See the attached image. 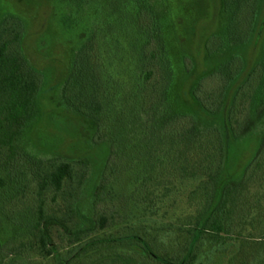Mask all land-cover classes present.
<instances>
[{"label":"rangeland","instance_id":"obj_1","mask_svg":"<svg viewBox=\"0 0 264 264\" xmlns=\"http://www.w3.org/2000/svg\"><path fill=\"white\" fill-rule=\"evenodd\" d=\"M109 2L110 0H0V15L12 12L24 19L25 56L41 71L44 78L38 98V114L27 127L16 155L11 159L14 166L9 165L7 168L4 165L8 161V144L0 146L1 192H5L6 187H11L13 181L10 179L14 173L23 176L25 172L30 178L32 172L39 168L36 160L51 156L87 159L81 189L87 187L85 194L94 190L101 165L107 158V151L91 143L94 127L67 106L61 86L69 73L76 49L93 32L99 33L109 21ZM147 2L159 19L172 64L173 81L167 92L171 112L189 113L195 116L199 125L217 123L223 127L226 158L220 180L221 183L230 180L239 182L262 147L259 157L262 158L264 154V108L260 106V99H264V89L260 87L253 99L243 106L233 104L232 96L236 92L231 90L226 107L213 117L200 113L191 91L200 75L224 66L223 63L237 57L245 71L255 65L264 66V0ZM184 57L191 63L189 72L184 69ZM113 73L118 82L114 101L122 108V116L119 121L120 116L112 113L107 120V137L115 138L114 144L109 145L107 141V149L113 152L110 157L112 162L109 159L108 162L110 167H115L111 172L107 169V173H111V181L100 184L92 197L85 198L81 208L86 216L84 223L79 214L68 211L69 207L56 205L60 201L59 196L54 200L47 194L46 202L51 207L49 209L56 207L58 215L65 219L63 221L68 231L91 227L99 212L106 216L114 213V223L105 230L106 233L118 230L128 220H133L131 215L151 219L162 229L155 238L154 252L159 253L160 257L176 259L184 253L186 236L184 230H178V227L185 226L184 223L192 212L186 195L194 183L191 179L175 174L169 183L164 184L166 186H160L161 194L163 193L161 200L151 207L135 211L134 214L129 212L126 201L128 193H140L135 180L137 171L143 169L142 165L147 163L145 156L150 155L151 146L154 147L156 140L162 135L161 131L153 134L150 129L149 132H143L141 116H134L132 113L130 106L133 103L129 98L139 76L133 59L127 55L122 61L116 62ZM238 73L234 75L235 79L239 76ZM174 153H177V148L169 147L164 161L168 157L172 158ZM24 181L21 185L27 183L25 186L32 190L33 182L26 179ZM25 200L29 204L30 198ZM13 202L5 195L0 198V264H162L152 261L147 255L119 239L92 246L87 244L82 250L81 245H75L69 253L71 256V253L74 255L78 251L73 258L65 261L56 257L55 261H47L35 246L28 247L33 237L26 229L20 228L24 223L21 217L17 218L15 215L13 218ZM21 202L22 199L17 203ZM238 216V212L233 216L234 222ZM56 229L54 242L60 252L65 244L62 238L63 228L60 226ZM99 234L94 232L90 236ZM227 237L218 249H214L212 255L202 258L197 264H264V218L261 222L254 223V227H234Z\"/></svg>","mask_w":264,"mask_h":264},{"label":"trees","instance_id":"obj_2","mask_svg":"<svg viewBox=\"0 0 264 264\" xmlns=\"http://www.w3.org/2000/svg\"><path fill=\"white\" fill-rule=\"evenodd\" d=\"M109 17L99 33L93 32L76 49L69 73L61 86L67 106L94 127L91 143L107 151L94 190L85 194L87 187L81 189L87 159L51 156L36 160L39 168L32 172L30 178L25 172L23 176L14 173L10 179L13 181L11 187H6L5 192L0 190V198L5 195L9 201H14L13 218L15 215L21 217L24 223L20 228L26 229L33 237L28 247L35 246L47 261H55L56 257L65 261L73 258L78 251L71 256L69 253L75 245H81L82 250L87 244L92 246L119 239L158 263L197 264L202 258L212 255L214 249L227 240L234 227H254V223L263 220L264 154L259 157L263 147L239 182L230 180L221 183L226 158L224 129L217 123L199 125L195 116L189 113L171 112L167 92L173 81V69L162 27L151 4L147 0H110ZM25 31V21L20 15L12 12L0 15V146L8 144V161L4 163L7 168L14 166L11 159L15 157L27 127L38 114V98L44 83L41 71L25 56ZM127 55L139 70L129 98L133 103L130 106L132 113L141 116L143 132L150 129L153 134L161 131L162 135L156 140V145L151 146L150 155L145 156L147 163L142 165L143 169L137 171L135 180L140 193H128L129 212L134 214L161 200L163 193L160 186L169 183L175 174L194 183L186 195L192 212L185 226L178 227V230H184L186 236L184 253L176 259L160 257L154 252L155 238L162 229L151 219L131 215L133 220H128L118 230L106 233L105 230L114 223V213L106 216L99 212L91 227L68 231L65 219L58 215L56 207L49 209L51 207L46 202L47 194L54 200L59 196L60 201L56 205L69 207L68 211L79 214L84 223L86 216L81 208L85 198L92 197L100 184L110 180V172L115 167H110L108 162H112L110 157L113 152L107 149V141L109 145L114 144L115 138L107 137V120L112 113L120 116L119 121L122 116V108L114 101L118 82L113 66ZM223 64L200 75L192 88V97L204 116L213 117L221 113L231 90L236 92L232 96L233 104L243 106L253 99L260 87L264 89V66L255 65L245 71L238 57ZM183 66L187 72L191 70V63L186 57L183 58ZM236 73L240 79L239 76L234 78ZM260 106L264 108V99H260ZM120 128L123 130L122 126ZM171 146L177 148V153L164 161L165 153ZM107 169H110L109 174ZM23 178L33 182L32 190L25 186L27 183L21 185L25 183ZM28 197L29 204L25 200ZM20 199L22 202L18 204ZM237 212L239 216L234 222L233 216ZM60 226L65 246L59 252L54 236ZM94 232L100 234L91 237ZM11 251L14 252L13 249Z\"/></svg>","mask_w":264,"mask_h":264}]
</instances>
